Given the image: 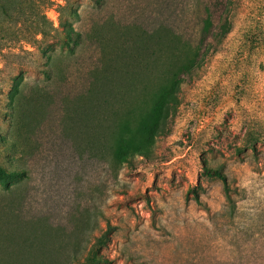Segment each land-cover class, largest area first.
Returning <instances> with one entry per match:
<instances>
[{
    "label": "rangeland",
    "instance_id": "374dc122",
    "mask_svg": "<svg viewBox=\"0 0 264 264\" xmlns=\"http://www.w3.org/2000/svg\"><path fill=\"white\" fill-rule=\"evenodd\" d=\"M21 1L0 9V166L20 173L0 264H264V0H224L205 39L209 0ZM124 140L152 141L121 162Z\"/></svg>",
    "mask_w": 264,
    "mask_h": 264
},
{
    "label": "trees",
    "instance_id": "16d2710c",
    "mask_svg": "<svg viewBox=\"0 0 264 264\" xmlns=\"http://www.w3.org/2000/svg\"><path fill=\"white\" fill-rule=\"evenodd\" d=\"M57 1H59V0H48V5L49 6H57L62 11L65 8V6L58 4ZM95 1H98V0H95ZM12 6L22 8L23 2L21 0H15L14 2H12L11 0H0V9L3 10V14L5 16H9L8 9L11 8ZM221 10L224 12L225 16H223V14H219V12ZM226 12H227V5L224 3V0H209V4L207 5L208 17H206L204 19L205 23H204L203 33H202L204 35V39L206 37L205 35H208L210 33V30H207V28L208 27L212 28L215 25H219L220 22H222V21L224 22L222 24V27L224 29L223 32H225V34L228 33L226 30V23H227V19H226L227 13ZM72 15H73V13H72ZM33 20H34L33 25H35L34 41L39 42L40 40H38L36 38V36L40 35L42 38H45L49 34V32H50V31H48V23L49 22L45 16H42V18H39V16H36L33 18ZM60 25H62V23ZM50 27L52 28V26H50ZM77 35L78 34H76V32L73 29H70L68 31L69 37L74 38ZM203 41L204 40L202 39V43H203ZM174 88H175V85L173 87H170V88L164 90L158 96V98H157L155 104L153 105V107L151 108V110L148 113H146L144 115V117L142 118L140 125H139V128L137 130V132L141 135L142 138L151 139L153 137V135L155 133H157L158 130H160V121L162 119V114L167 110V107L170 105V102L175 101V103H176V99L174 96ZM150 141H152V140H139L138 143L130 146L129 143H127L124 140L120 143L119 148H117L115 150V154L120 159L121 162L127 161V157H128V155H130V151H132L133 149H134L133 155L140 154L143 156V155L147 154L146 145H144V144L148 145L150 143ZM205 173L207 175H210V176H215V177L221 178L224 181H226V179H227L226 176L223 175L218 170L206 168ZM18 177H20V173L10 172V171H8L5 168L0 166V183L5 184V183H7L13 179L18 178ZM98 242L101 245L105 244V240H104L103 236L98 239ZM93 255H94V258L97 257V254H95L94 252H93Z\"/></svg>",
    "mask_w": 264,
    "mask_h": 264
}]
</instances>
